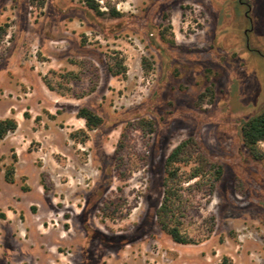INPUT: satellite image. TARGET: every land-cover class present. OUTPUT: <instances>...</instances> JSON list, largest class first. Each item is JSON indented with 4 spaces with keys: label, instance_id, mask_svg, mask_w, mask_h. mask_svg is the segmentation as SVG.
Returning <instances> with one entry per match:
<instances>
[{
    "label": "rangeland",
    "instance_id": "obj_1",
    "mask_svg": "<svg viewBox=\"0 0 264 264\" xmlns=\"http://www.w3.org/2000/svg\"><path fill=\"white\" fill-rule=\"evenodd\" d=\"M96 1L101 13L0 0V120L15 122L0 140V256L11 241L79 251L87 204L96 264H264V140L252 160L240 135L264 109V0ZM188 136L222 176L210 195L191 188L182 244L155 210L163 160ZM120 233L137 238L117 248Z\"/></svg>",
    "mask_w": 264,
    "mask_h": 264
},
{
    "label": "trees",
    "instance_id": "obj_2",
    "mask_svg": "<svg viewBox=\"0 0 264 264\" xmlns=\"http://www.w3.org/2000/svg\"><path fill=\"white\" fill-rule=\"evenodd\" d=\"M44 2L45 0H30V3L38 6H42ZM83 3L88 9L101 13L96 0H83ZM45 83L49 89H53L47 81ZM77 116L84 119L88 130L98 128L102 123L101 117L86 107H80ZM141 126L150 132L154 130L151 121L141 122ZM14 128L13 119L0 120V140L7 131ZM240 135L249 158L252 160L262 158L263 153L257 144L264 140V109L242 121ZM112 159L114 162L115 157ZM112 169L119 171V164L114 162ZM10 174L11 168L5 174L7 180L11 179ZM221 176V162L213 159L195 136L183 138L167 153L163 160L162 192L155 216L158 226L173 241L182 244L191 242V239L180 230L183 218L191 205L188 196L191 188L203 189V195H210ZM185 183L187 184L184 185Z\"/></svg>",
    "mask_w": 264,
    "mask_h": 264
},
{
    "label": "flooded vegetation",
    "instance_id": "obj_3",
    "mask_svg": "<svg viewBox=\"0 0 264 264\" xmlns=\"http://www.w3.org/2000/svg\"><path fill=\"white\" fill-rule=\"evenodd\" d=\"M90 215L91 212L88 209L87 204H83L78 215V218L80 219V225L83 230L79 251L75 252L73 250H70L69 245L66 246L67 248L65 249V251H63L61 248V244H58L55 249H53V252L46 250V248H42L40 245L36 247L37 250H33L30 246L24 243L18 244L11 241L9 244H4L6 247L5 251H7L8 254L7 256H5L4 252L1 253L2 255L0 256V264H8L7 260L5 259H9V262H11V264H58V259L60 263L62 256L64 255H66V259L72 260V263L74 262L73 260L75 258L80 259L76 264H96L98 260L102 258L103 253L101 251H98V253L95 254L93 250L94 241L96 237L101 238V235L96 231L95 227L91 223ZM67 218L68 220H70L69 216ZM13 226H16V224H13L12 227ZM61 226L62 228H64V225ZM23 230L24 233L20 234L22 239H24L25 237V227L23 228ZM67 230L69 231L70 229L67 228ZM11 231L12 233H14V228H11ZM115 238V247L121 248L126 243H130L135 240L137 237H128L120 233ZM69 239L72 240L71 237H69ZM41 240H43L44 245L47 244L46 239L43 238ZM53 242L61 243L57 239L52 240V243Z\"/></svg>",
    "mask_w": 264,
    "mask_h": 264
}]
</instances>
